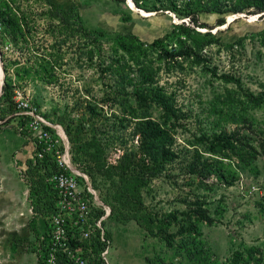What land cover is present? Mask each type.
Here are the masks:
<instances>
[{
    "label": "rangeland",
    "instance_id": "1",
    "mask_svg": "<svg viewBox=\"0 0 264 264\" xmlns=\"http://www.w3.org/2000/svg\"><path fill=\"white\" fill-rule=\"evenodd\" d=\"M165 1L53 0L75 11V25L69 27L52 14L49 0H0V166L5 180L0 184V264H37L36 239L47 216L36 211L39 197L30 179L55 189L51 178L60 170L81 175L79 190L87 191L89 184L101 216L108 214L102 227L109 254L103 258L95 250L90 264H264V205L253 193L264 183V107L246 109L236 98L231 108L219 103L237 90L222 75L238 79L244 90L264 94V13H200L196 26L184 15L162 10ZM211 1L218 8L239 2ZM175 2L183 10L189 0ZM183 23L198 33V40L208 35L218 43L205 48L208 67L190 59L181 69L162 68L160 86L173 93L168 96L178 110V119L169 124L168 163L147 183L141 174L121 180L118 169L130 161L127 153L139 150L140 135L134 130L137 120L122 124L118 118L136 104L116 93L99 50L86 45L85 31L152 42ZM170 44L180 49L176 41ZM103 46L110 53V44ZM4 86L12 89L11 102L3 97ZM90 113L96 114L91 127L83 128L80 118ZM152 113L158 120L160 112ZM38 154L46 160L40 165L46 185L39 184L36 173L25 179L19 168L34 166ZM5 193L12 196L9 205ZM198 212L214 223L199 221ZM184 222L198 225L191 243L182 241Z\"/></svg>",
    "mask_w": 264,
    "mask_h": 264
},
{
    "label": "trees",
    "instance_id": "2",
    "mask_svg": "<svg viewBox=\"0 0 264 264\" xmlns=\"http://www.w3.org/2000/svg\"><path fill=\"white\" fill-rule=\"evenodd\" d=\"M165 2L166 4L164 3L161 6L162 10L184 15L196 26L199 25L200 13L233 12L251 15L264 13V0H239L237 4L232 3L227 8L226 6L225 8H218L217 4L211 0H207V2H204V0H189L183 10L179 8L175 0H166ZM49 4L52 8V14L60 18L63 25L69 27L75 25L73 19L76 17V13L73 9H63L55 4L53 0H49ZM262 17H264V14ZM195 34L198 33L184 23L175 26L170 33L152 42L142 41L138 36L131 34L85 31L86 45H92L94 50H99L101 65L104 67L103 72L112 79L113 88L116 93L128 95L129 100H133L136 104L129 111H121L120 118H118L122 124L125 121L137 120L134 130L136 134L140 135L139 150L127 153L125 158H128L130 161L125 166H121L120 170L118 169L117 175L121 180L127 177H135L137 179V175L141 174L142 180L147 183L163 173L168 163L165 162V156L170 153L169 149L173 140L170 134L171 125L169 124L171 122L175 123L178 119V110L175 108V101L171 96H168V94L173 93H170L165 86H160L159 73L162 68L167 69V71L181 69L190 59L192 60L190 62L197 65L200 64L204 68L208 67L209 59L204 53L205 48L218 43V40L209 39L208 35H206L207 37L200 41L197 37H194ZM173 41L178 43L179 50L170 44ZM188 41H190L191 45H188ZM105 42L110 44V53L105 52L103 46ZM87 54L90 59H93V50L88 51ZM221 79L226 83L235 84L237 88V90L230 91V95L219 101L224 107H233L235 98L240 102L239 105L246 107V109L256 110L264 107V94L256 95L248 90H244L240 81L233 76L222 75ZM3 97L8 102L12 101L13 92L9 86H4ZM215 109H218V107L215 106ZM153 110L160 112L158 120L152 117ZM95 116L96 114L94 113L84 115L80 118L79 124L83 128L88 129L91 127ZM97 137V134H94L91 139L92 142H96ZM28 162L31 163L30 161ZM45 162L46 160L38 159L34 166L28 165V178L31 176V173H36L41 179L39 184H45V177L40 174ZM219 178L222 180L223 174L220 173ZM36 184L35 180L32 181L30 179V189L31 191L35 190L38 194L37 197H39L36 211L45 216L54 213L58 201L56 189H53L51 185H47L46 188L44 186H37ZM137 188L138 186H135L134 190ZM41 191L43 194L40 193ZM129 199L128 201H130ZM140 205L143 206L142 204ZM97 214L99 218L103 212L98 211ZM198 215L200 216L199 221H203L210 226L214 223V220L207 213L204 215V213L198 212ZM137 221L142 225L139 219ZM167 223V227L173 225L172 220H168ZM179 229L182 233V241L189 243L195 241L196 234H198L197 223L186 224L184 222ZM148 230L154 233L151 226L148 227ZM96 247L98 251H103L106 248V244L99 243ZM59 264H68V262L65 258H62Z\"/></svg>",
    "mask_w": 264,
    "mask_h": 264
},
{
    "label": "built area",
    "instance_id": "3",
    "mask_svg": "<svg viewBox=\"0 0 264 264\" xmlns=\"http://www.w3.org/2000/svg\"><path fill=\"white\" fill-rule=\"evenodd\" d=\"M37 157L41 160L42 154ZM20 169L23 177L28 179L27 168ZM80 177L79 174L74 177L60 170L51 178L55 183L58 201L55 212L47 215L44 234L39 236L40 264H59L62 258H65L68 264H90V257L97 250L99 243L106 244L101 256L105 258L109 254V241L102 227L108 214L97 217L100 204L92 200L89 184L87 191L79 190ZM253 193H257L264 205V183L254 186ZM71 227L76 230L79 238L72 234Z\"/></svg>",
    "mask_w": 264,
    "mask_h": 264
},
{
    "label": "crops",
    "instance_id": "4",
    "mask_svg": "<svg viewBox=\"0 0 264 264\" xmlns=\"http://www.w3.org/2000/svg\"><path fill=\"white\" fill-rule=\"evenodd\" d=\"M25 167L27 168V165H25ZM19 168H21V167H19ZM2 170H3V167L0 166V184L2 183V184L5 185V180H3L2 176H1V172H2ZM15 195H16L15 197H17V198L20 197V193H19V194L16 193ZM3 196H4V197L6 196V201H7V202H5V203H6L5 205H9V202H10V200L12 199L11 194L7 196V194L5 193ZM15 200H16V199H15ZM11 207H12V206H8L7 209H9V208H11ZM46 226H47V225H46ZM46 226H45L44 231L41 232V233H39V235L37 236V239H36V245H37V248H36V249L39 248V243H40V242H39V236H41V235L44 234V232H45V230H46ZM26 249H27V248H26ZM35 254H36V256H37V264H40V261H39V260H40V254H39V251L37 250Z\"/></svg>",
    "mask_w": 264,
    "mask_h": 264
},
{
    "label": "bare ground",
    "instance_id": "5",
    "mask_svg": "<svg viewBox=\"0 0 264 264\" xmlns=\"http://www.w3.org/2000/svg\"><path fill=\"white\" fill-rule=\"evenodd\" d=\"M2 84H3V73H2V70H1V67H0V89L2 87Z\"/></svg>",
    "mask_w": 264,
    "mask_h": 264
},
{
    "label": "water",
    "instance_id": "6",
    "mask_svg": "<svg viewBox=\"0 0 264 264\" xmlns=\"http://www.w3.org/2000/svg\"><path fill=\"white\" fill-rule=\"evenodd\" d=\"M0 67H1V70H2V73H3L1 57H0Z\"/></svg>",
    "mask_w": 264,
    "mask_h": 264
}]
</instances>
